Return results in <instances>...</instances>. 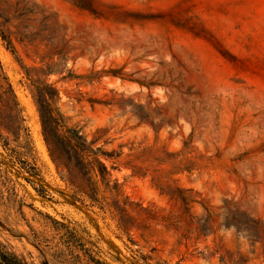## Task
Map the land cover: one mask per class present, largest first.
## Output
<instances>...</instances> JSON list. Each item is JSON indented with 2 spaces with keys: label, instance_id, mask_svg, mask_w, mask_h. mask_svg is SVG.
<instances>
[{
  "label": "rangeland",
  "instance_id": "1",
  "mask_svg": "<svg viewBox=\"0 0 264 264\" xmlns=\"http://www.w3.org/2000/svg\"><path fill=\"white\" fill-rule=\"evenodd\" d=\"M0 30L41 168L21 171L0 141L5 251L58 264L35 237L55 234L51 215L109 264H159L144 257L157 246L171 264H264V0H0ZM43 90L63 132L112 154L111 179L133 200L173 216L184 212L173 194L192 200L189 249L173 232L160 233L166 245L131 238L72 197L43 137Z\"/></svg>",
  "mask_w": 264,
  "mask_h": 264
},
{
  "label": "trees",
  "instance_id": "2",
  "mask_svg": "<svg viewBox=\"0 0 264 264\" xmlns=\"http://www.w3.org/2000/svg\"><path fill=\"white\" fill-rule=\"evenodd\" d=\"M0 36L10 46L11 42L3 31ZM41 114L42 133L51 160L61 178L66 182L71 195L76 200L87 203L90 206L99 208L105 215L113 220L117 228L132 238L133 232H137L146 242L153 240L158 244L166 245L167 240L160 238L162 232H173L179 234L177 241L179 247L190 248L191 236L189 230L180 233L182 221L188 218L194 223L195 215L190 214L192 200L186 196H172L176 202H181L184 212L180 215L161 213L159 210L144 206L143 203L135 201L123 190L119 181L111 179L112 169L102 158L112 157L110 153L104 152L101 148L94 149L95 141H88L87 137L79 131L60 129V122L55 112L52 96L45 90L42 98L37 100ZM4 132H7L6 136ZM0 141L8 148L11 142V157L17 163L21 171L33 176H40L41 168L38 162L37 148L33 141L30 128L24 114V109L18 98L15 86L6 70L0 56ZM12 189V188H11ZM44 195L47 190L35 188ZM177 190H181L177 188ZM182 191V190H181ZM12 194H16L12 190ZM10 195L8 198L10 199ZM16 199V198H15ZM16 201V200H15ZM22 211V208L20 209ZM213 215L209 214L205 220L208 223L213 221ZM52 221V237L44 233L36 232L35 237L39 245L44 246V252H51L58 264H109L96 256L88 247V243L78 232L70 228L64 222L48 215ZM200 234L206 232L198 228ZM132 241H134L132 239ZM185 241V242H184ZM176 249L170 251V255ZM163 248L153 247L151 254H147L146 260H156L159 264H171V259H163L159 252ZM200 253H204L203 251ZM184 254V253H182ZM214 256V254H211ZM186 257H182L174 264L183 263ZM243 260H235L233 256L222 255L221 264L242 263ZM0 264H25L15 253H8L4 250L0 241Z\"/></svg>",
  "mask_w": 264,
  "mask_h": 264
}]
</instances>
